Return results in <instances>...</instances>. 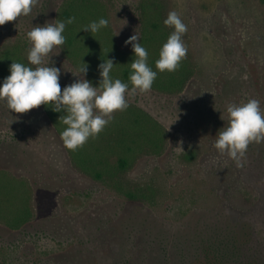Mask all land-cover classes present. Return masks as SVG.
I'll use <instances>...</instances> for the list:
<instances>
[{
	"label": "rangeland",
	"instance_id": "obj_1",
	"mask_svg": "<svg viewBox=\"0 0 264 264\" xmlns=\"http://www.w3.org/2000/svg\"><path fill=\"white\" fill-rule=\"evenodd\" d=\"M64 1L37 0L29 15L0 25V50L21 45L27 57L26 32L54 23ZM96 1L125 53L133 51L124 43L129 36L141 38L146 11L157 10L170 35L163 21L175 10L187 27V76L175 91L152 85L132 94L129 84L128 107L155 119L163 141L109 155L111 164L128 156V166L100 179L73 161L42 105L15 113L0 101V169L31 191L28 221L18 228L0 221V264H219L205 255L211 247L224 248L217 253L234 264L237 240L201 238L239 237L248 231L243 217L264 221V142L249 144L241 167L213 147L229 103L255 98L264 110V0ZM59 51L52 60L63 89L78 78L68 70L84 77L65 43L53 49Z\"/></svg>",
	"mask_w": 264,
	"mask_h": 264
},
{
	"label": "clouds",
	"instance_id": "obj_2",
	"mask_svg": "<svg viewBox=\"0 0 264 264\" xmlns=\"http://www.w3.org/2000/svg\"><path fill=\"white\" fill-rule=\"evenodd\" d=\"M36 2L37 0H0V25L22 15H29ZM75 19L71 16L65 20L57 19L54 23L46 21L27 31L26 37L31 44L27 52L29 63L12 60L9 75L0 81V101L11 112L26 113L43 104L54 112L62 113L58 119L66 127L61 131L60 138L64 146L72 151L103 131L114 111H122L128 107L125 93L129 89L128 83L110 75L115 63L109 57L97 65L100 77L97 85L86 78L89 71L86 62L78 66V72L84 78L81 79L77 72L68 70L78 78L61 88V68L52 60L61 50L53 52V49L64 45L66 25L72 24ZM163 23L172 27L173 31L162 45L155 67L159 72H173L186 54L182 36L187 27L175 10L168 12ZM108 25L109 20L100 17L81 29L94 34ZM118 34L119 32L114 35ZM140 39L135 32L124 42L125 45H131L133 50L134 58L131 60L129 76L132 94L137 90L141 93L149 91L157 76V71L152 70L147 63L148 52ZM225 110L228 114L227 124L218 130L213 147L222 154L226 153L241 167L249 144L264 142V110L260 107V101L255 98H249L246 102L229 103ZM221 119L224 120L222 112Z\"/></svg>",
	"mask_w": 264,
	"mask_h": 264
},
{
	"label": "trees",
	"instance_id": "obj_3",
	"mask_svg": "<svg viewBox=\"0 0 264 264\" xmlns=\"http://www.w3.org/2000/svg\"><path fill=\"white\" fill-rule=\"evenodd\" d=\"M104 9L105 6L96 0H65L59 7L56 20H65L71 16L76 18L72 24L66 25L63 33L66 37V55L77 67L87 62L89 67L87 75L94 84H98L100 79L97 65L103 59L113 58L115 64L110 75L131 84L129 76L131 60L134 58L133 51L130 53L120 51L114 43L109 27L102 28L94 34L81 29L93 20H98L100 17L106 18ZM168 36V32L160 24L159 12L151 8L146 11L140 43L148 52V65L152 70L157 71L153 86L175 91L180 89L188 73L184 59L182 58L179 67L173 72H159L155 67L159 51ZM12 60L24 64L29 63L21 45L14 44L0 50V81L9 75V65ZM42 106L60 135L66 127L58 119L62 113L54 112L43 104ZM162 141L163 129L155 119L144 110L127 107L112 118L96 137H90L82 147L75 151L67 150L78 166L100 179L113 168L125 169L128 166V156L120 155L117 162L111 164L108 159L109 155L115 152L133 154L145 145L159 148ZM30 193V187L26 181L0 169V221L14 228L28 221L31 218ZM128 196L136 198L137 194L129 192ZM241 219L243 220L241 223L247 226L248 231L239 234V237L230 231L222 236L215 234L211 237L205 234L201 240H237L234 264H264V221L261 220L257 224L247 221L245 217ZM251 240L255 241L250 242ZM216 250L219 252L224 248L216 247ZM216 250L211 247L205 255L207 257L212 255L219 264H227V260L219 256Z\"/></svg>",
	"mask_w": 264,
	"mask_h": 264
}]
</instances>
